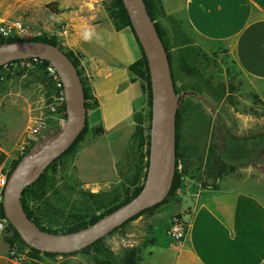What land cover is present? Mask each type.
I'll use <instances>...</instances> for the list:
<instances>
[{
  "label": "crops",
  "instance_id": "0c3cea01",
  "mask_svg": "<svg viewBox=\"0 0 264 264\" xmlns=\"http://www.w3.org/2000/svg\"><path fill=\"white\" fill-rule=\"evenodd\" d=\"M51 3L57 12L49 8ZM110 3L111 0H0V35L1 27L19 20L33 32L52 31L65 50L80 56V68L89 80L94 101L88 107L89 128L78 144L73 166L77 186L95 193L119 187L117 163L131 137L134 113L146 104L142 82L130 70L143 57V50L131 27H116L108 10ZM161 3L166 15L185 18L202 39L224 44L264 97V0ZM63 26L68 27V32L58 34ZM24 103L6 99L0 109V178L8 173L15 143L23 134L17 132L14 121ZM98 126L104 131L95 136L93 128ZM50 129L56 133L61 128L55 123ZM177 213L170 215L167 227ZM184 213L189 223L184 242L177 244L168 236L159 242L150 237L139 250L137 264H264V199L257 193L240 188L203 191ZM141 217L131 222L139 223ZM119 234L124 238L123 231ZM121 242L118 234L108 240L115 253L121 252ZM10 250L8 235L0 231V264H22ZM47 259L48 264H93L84 253Z\"/></svg>",
  "mask_w": 264,
  "mask_h": 264
},
{
  "label": "rangeland",
  "instance_id": "374dc122",
  "mask_svg": "<svg viewBox=\"0 0 264 264\" xmlns=\"http://www.w3.org/2000/svg\"><path fill=\"white\" fill-rule=\"evenodd\" d=\"M158 17L169 42L173 72L178 85H186L185 91L189 92L185 96L189 98L188 104L180 117V155L177 157L175 172L179 184L164 204L141 215L142 221L135 224L129 221L109 236H120L121 252L115 253L108 243L109 237L105 239L104 244L113 251L119 264H125L123 259L127 250H140L150 237H156L159 242L166 241L170 215L178 212L177 214L184 217V212L200 192L240 188L253 191L264 199V97L255 90L253 81L238 67L224 44L202 39L185 18L168 15ZM53 34L55 33L52 31H32L26 38ZM57 39L59 40L58 36ZM9 69L6 72H10V78H1L3 81L0 82L1 107L6 99L25 102V106H19L14 121L17 132L23 134L15 143L11 164L39 149L41 144L50 142L60 131L53 133L49 129L39 143L26 144L23 149L30 118L42 105L46 90L38 81L40 71L35 66L27 67L18 63L10 65ZM82 75L89 82L83 70ZM145 97L143 114L146 118L143 127L146 135L150 134L151 121L147 116L149 103L146 94ZM134 130L135 122L120 159V167L125 176L119 186H122L124 178L127 180L134 173L126 160V155L137 144V141H131ZM73 155L71 153L60 161L54 176L55 185L61 187V194L67 199L72 198V201L81 199L79 192L84 190L77 186ZM94 175L101 174L94 172ZM64 186H72L73 193L64 189ZM153 220L154 231L151 234L149 228ZM49 225L56 227L52 223ZM120 231L124 232V238L119 234ZM6 234L11 247L17 250L16 255L22 261L31 260L32 250L24 239L17 237L13 228H8ZM130 241H135V245H130ZM137 242L141 245H136ZM88 256L93 262L92 255ZM157 256L152 258L153 262ZM41 257L43 264L49 263L46 255L42 254Z\"/></svg>",
  "mask_w": 264,
  "mask_h": 264
},
{
  "label": "water",
  "instance_id": "95a60500",
  "mask_svg": "<svg viewBox=\"0 0 264 264\" xmlns=\"http://www.w3.org/2000/svg\"><path fill=\"white\" fill-rule=\"evenodd\" d=\"M133 31L147 59L152 116L147 173L140 192L128 202L89 225L71 232L41 228L27 214L22 195L29 185L78 139L88 121L84 84L77 65L58 45L20 40L0 45V66L14 60L39 57L58 71L65 90L67 122L50 142L25 155L10 174L2 201L5 216L24 241L42 252L70 254L93 245L144 210L162 203L171 190L177 165L176 91L167 48L145 0H122ZM189 92H184L183 96Z\"/></svg>",
  "mask_w": 264,
  "mask_h": 264
},
{
  "label": "trees",
  "instance_id": "16d2710c",
  "mask_svg": "<svg viewBox=\"0 0 264 264\" xmlns=\"http://www.w3.org/2000/svg\"><path fill=\"white\" fill-rule=\"evenodd\" d=\"M147 9L151 17L156 23L157 29L159 31L160 36L162 37L164 44L167 48L169 59L172 67L173 79L177 93L179 94V103L181 105L178 107L177 112V157L180 155V117L183 115L184 109L188 104L187 97L183 96V93L186 92L187 89L186 85L179 86L178 81L175 77L173 72V61H172V54L169 52V42L166 39V32L163 29V26L159 20L158 16L166 15L161 0H145ZM49 8L57 12V8L54 6L53 3L48 5ZM108 10L110 12L111 18L115 23L118 29H122L124 27H131V22L127 13L126 8L122 0H111V3L108 5ZM133 30V28H132ZM20 40H36V41H44L58 45L60 48L64 49L63 46L60 44L59 40L57 39L56 35L46 36H34L28 38H22L16 35L11 36H3L0 35V45ZM181 46H184L181 44ZM182 49V47H181ZM65 50V49H64ZM69 57L73 60V62L77 65L79 73L81 75L84 89H85V96L87 100V107L93 105L90 101H94V96L92 93V88L89 82L84 78L82 75V70L80 68V56L75 54V52L71 50H65ZM21 60H14L11 62V65L20 63ZM10 65V64H9ZM49 65V61L43 60L40 63L34 64L36 68L40 71L38 74V81L39 83L43 84L46 90V96L53 94L56 92V87L53 79L48 74L46 68ZM130 70L133 72L137 79H140L142 82L144 93L147 95L148 103H149V110L147 112L148 119L151 121L152 110V95H151V83H150V73L149 67L146 57L143 54V57L139 60L135 61L131 66ZM7 69L4 66H0V82L2 83V79L8 80L10 78V72H6ZM97 104V101L95 102ZM144 109L141 108L140 110L135 111L133 116V121L135 122V130L131 141H137V144L134 150L132 148V152L129 155H126V160L128 165L131 169H133L134 173L132 174L131 178L123 180L122 186L114 188L112 190H106L102 192H90L86 190H80L79 194H81V199H67L63 194H61L60 188L55 185L54 176L58 171V165H60V161L67 155L77 151V147L79 142L84 138L86 132L88 131L89 125L88 121L83 130L80 134L78 139L75 143L58 159H56L42 174L41 176L25 188L22 201L24 207L27 211V214L31 217V219L38 224L41 228L53 232H71L83 228L90 223L95 222L99 218H101L106 213L116 209L120 205L128 202L134 196H136L143 187L144 180L147 173L148 167V156H149V142H150V134H144L145 128L143 127L144 119L146 116L143 114ZM103 128L101 126L94 127L93 133L94 135H100L103 133ZM74 156V155H73ZM23 158V157H22ZM22 158L14 160L8 169L7 175L13 172V170L17 167L19 162ZM117 169L120 180L125 176L122 173L120 167V161L117 163ZM179 180L177 178V174L175 175L171 190L169 192L168 197L166 199L151 208H148L141 212L140 214L136 215L132 219L125 222L121 227L115 229L113 232L108 234L107 236L101 238L93 245L84 248L81 251L76 253H84L87 255H92L93 264H119L116 260L113 251L104 244L106 238H108L111 234H113L118 229L124 227L129 221H132L139 216L151 212L154 209L158 208L162 204H164L168 198L172 195V192L176 186H178ZM64 189L73 193L74 188L72 186H64ZM52 192V193H51ZM0 216H5L2 203L0 202ZM62 221V222H61ZM52 223L56 225V227H51L49 224ZM8 228H13L14 233L17 237L20 238L19 233L17 230L12 226L9 225ZM32 258L29 261H23L22 264H43L41 255L44 254L46 256H56V255H66V254H56V253H48L42 252L35 248H32ZM139 259V250L136 248H131L126 251L124 257L125 264H137Z\"/></svg>",
  "mask_w": 264,
  "mask_h": 264
},
{
  "label": "built area",
  "instance_id": "2783aa9c",
  "mask_svg": "<svg viewBox=\"0 0 264 264\" xmlns=\"http://www.w3.org/2000/svg\"><path fill=\"white\" fill-rule=\"evenodd\" d=\"M1 32L4 36L16 35L22 38H26L32 33V30L25 26L19 20H13L7 23L4 27H1ZM58 34H65L68 32V27L63 26ZM44 59L39 57H31L23 59L20 61L22 65L31 67L34 64L42 62ZM11 62L3 65L6 69L10 70ZM16 64V63H15ZM13 65V64H12ZM48 74L51 76L55 83L56 92L45 96L43 98L42 105L37 110V113H34L30 118V123L28 124L26 131V142L22 145L23 149L26 144L34 143L37 144L41 141V138L45 136L53 124H58L62 128L67 122V112L65 104V90L64 83L57 71V69L49 63L46 68ZM1 109V104H0ZM9 176L4 174L0 178V202L2 203L4 198V189L7 185ZM10 221L6 216H0V231L6 232L10 225ZM189 229V223L184 219L180 214H175L171 218L170 226L167 228V236L175 243L181 244L187 237ZM11 254L16 255V248L11 247ZM19 258V257H18ZM21 261L22 259L19 258Z\"/></svg>",
  "mask_w": 264,
  "mask_h": 264
}]
</instances>
